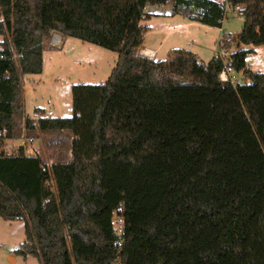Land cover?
<instances>
[{
	"label": "trees",
	"instance_id": "1",
	"mask_svg": "<svg viewBox=\"0 0 264 264\" xmlns=\"http://www.w3.org/2000/svg\"><path fill=\"white\" fill-rule=\"evenodd\" d=\"M169 1L211 27L228 2L243 17L236 39L264 44V0H0V147L22 136L21 119L35 129L23 76L42 72L52 33L118 53L105 82L72 85L71 115L36 119L42 132H69L68 160L0 150V217L25 222L15 254L41 264H264V73L245 65L253 49L229 55L244 77L236 84L220 80L217 54L206 64L187 49L140 54L147 7Z\"/></svg>",
	"mask_w": 264,
	"mask_h": 264
},
{
	"label": "rangeland",
	"instance_id": "2",
	"mask_svg": "<svg viewBox=\"0 0 264 264\" xmlns=\"http://www.w3.org/2000/svg\"><path fill=\"white\" fill-rule=\"evenodd\" d=\"M148 11L167 12L172 15V18L169 16L164 18L163 15L156 16L157 14L152 13L154 16H151L149 22L148 18L142 21V24L151 26V29L147 28L144 34L145 44L156 46L163 41L157 55V58L162 59L173 49H187L196 52L197 58L206 64L212 56L218 55L223 45L227 47L228 53L235 50L236 36L243 23L242 15L233 7L226 8L221 29L200 24L176 27L182 21L188 22L189 19L182 11L179 13L173 11L172 1L148 6ZM172 27L174 28L171 29ZM56 34L61 36L59 42H54V32L46 43L42 72L23 76L22 101L25 115L34 118L35 124L31 136L23 127L24 118L19 121L23 130L21 134L27 133V136L33 139L32 147L35 153L41 155L47 163L69 159L70 135L68 131H40L37 127V117L42 114L52 117L71 115L72 85L105 82L118 59L117 52L75 37ZM222 36L224 39L229 36L230 42L223 41V44H219ZM252 45L253 51L245 56V65L252 71L264 73V44ZM234 76L240 75L234 72ZM243 79L242 74L241 81ZM36 108L40 111H36ZM4 142L0 150L6 154H18L19 140ZM51 187L55 188L53 182ZM25 230L23 220H5L0 217V264H41L39 257L34 254L23 257L13 252L26 240Z\"/></svg>",
	"mask_w": 264,
	"mask_h": 264
},
{
	"label": "crops",
	"instance_id": "3",
	"mask_svg": "<svg viewBox=\"0 0 264 264\" xmlns=\"http://www.w3.org/2000/svg\"><path fill=\"white\" fill-rule=\"evenodd\" d=\"M168 3V2H167ZM156 4H153V5H149V6H155ZM147 9H148V7H147ZM149 10H150V8H149ZM152 13H154V15L155 14H157L156 16H161V15H163V16H165L164 18H166V17H171L172 18V15L170 16V13L168 14L167 12H152ZM154 15H151L152 17L154 16ZM149 17L148 19H147V21L149 22L150 20H151V18L152 17ZM174 16V15H173ZM223 23V22H222ZM163 24V23H162ZM190 24H200V23H197V22H192V21H182L181 22V24H179L178 26H176V27H184V26H187V25H190ZM148 25V29H151V26L149 25V24H147ZM200 25H202V26H205V27H210V26H207V25H203V24H200ZM174 27H172L171 29H173ZM217 28H219V29H221V27H217ZM55 34H56V32H55ZM58 35V34H57ZM59 36V38L61 37L60 35H58ZM145 38L143 39V43L141 44V46H140V48H139V53L140 54H142V55H145V56H147V57H149V58H151V59H162V58H157V55H158V52H159V50H160V48H161V46L163 45V41H161L158 45H153V44H148V43H146L145 44ZM220 42H219V44H223V41H226V43L229 41L230 42V39H229V36L228 37H226V39H224L223 38V36L221 37V39L219 40ZM228 42V43H229ZM223 48H224V45L222 46ZM226 49H227V47H225ZM242 48H245V49H253V45L252 44H243V43H241V42H239L238 40L235 42V50L234 51H232V52H229V54L230 53H233V52H235V51H237V50H239V49H242ZM190 51H192V50H190ZM193 52V51H192ZM44 53H45V51H44ZM43 53V60H44V54ZM196 56H197V54H196V52H193ZM216 55V54H215ZM43 64H44V61H43ZM43 70V69H42ZM234 72H236L238 75H240V76H238V77H236V79H238L239 81H241V76H242V71H235L234 70ZM233 75H234V73H233ZM31 78V77H30ZM31 80H33L32 78H31ZM26 116H28V115H26ZM12 259H14L13 257H11Z\"/></svg>",
	"mask_w": 264,
	"mask_h": 264
},
{
	"label": "built area",
	"instance_id": "4",
	"mask_svg": "<svg viewBox=\"0 0 264 264\" xmlns=\"http://www.w3.org/2000/svg\"><path fill=\"white\" fill-rule=\"evenodd\" d=\"M224 6H225V10H226V8L232 7L230 5V3H228V2H225ZM234 9L238 10L239 14L241 15V12L239 11L238 7H235ZM224 19H225V16H224ZM224 19H223V21H224ZM53 40H54V37H53ZM229 55L230 54L228 53V50L225 47L220 48L218 51V56L223 61L222 69L219 72V78L222 81H229L233 84H236L240 81L238 79H236V77L233 75L234 69L228 62ZM3 134H4V132H0V136ZM13 139L19 140V143L17 144L18 152H19V148H22L23 153L25 155H34L35 154V149L32 147L33 139L31 137H26L25 134H23L22 136H20L18 138H5V141H8V140L12 141Z\"/></svg>",
	"mask_w": 264,
	"mask_h": 264
},
{
	"label": "bare ground",
	"instance_id": "5",
	"mask_svg": "<svg viewBox=\"0 0 264 264\" xmlns=\"http://www.w3.org/2000/svg\"><path fill=\"white\" fill-rule=\"evenodd\" d=\"M54 42H59V36L57 34L54 35Z\"/></svg>",
	"mask_w": 264,
	"mask_h": 264
}]
</instances>
